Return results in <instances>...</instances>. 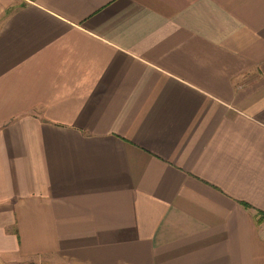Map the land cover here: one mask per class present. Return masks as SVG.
Segmentation results:
<instances>
[{
  "label": "crops",
  "instance_id": "1",
  "mask_svg": "<svg viewBox=\"0 0 264 264\" xmlns=\"http://www.w3.org/2000/svg\"><path fill=\"white\" fill-rule=\"evenodd\" d=\"M0 264H264V0H0Z\"/></svg>",
  "mask_w": 264,
  "mask_h": 264
}]
</instances>
